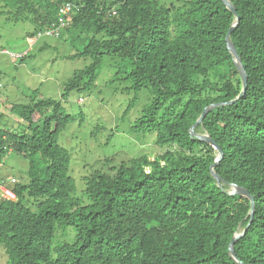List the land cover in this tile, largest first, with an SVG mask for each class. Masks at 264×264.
<instances>
[{
	"label": "trees",
	"instance_id": "obj_1",
	"mask_svg": "<svg viewBox=\"0 0 264 264\" xmlns=\"http://www.w3.org/2000/svg\"><path fill=\"white\" fill-rule=\"evenodd\" d=\"M229 1L245 91L194 128L222 151L214 167L224 181L219 187L209 169L214 148L189 128L205 106L241 89L224 41L235 16L221 0H0V15L30 23L29 35L72 4L61 36L80 44L76 55L89 62L62 95L80 83L86 88L103 56L120 58L134 91L149 93L132 129L153 132L165 147L153 159L140 155L85 176L83 204L72 195L69 153L57 143L70 120L61 98L12 103L22 123L13 127L0 113V160L6 146L22 155L27 180L11 185L15 199H0L6 264H237L228 243L248 223L250 201L229 194V183L253 198L251 221L233 243L236 258L264 264V0ZM67 226L72 240L51 246L55 230Z\"/></svg>",
	"mask_w": 264,
	"mask_h": 264
},
{
	"label": "rangeland",
	"instance_id": "obj_2",
	"mask_svg": "<svg viewBox=\"0 0 264 264\" xmlns=\"http://www.w3.org/2000/svg\"><path fill=\"white\" fill-rule=\"evenodd\" d=\"M5 13L0 15V113L16 127L22 120L10 112L12 103L61 98L62 110L70 115V120L59 132L57 143L69 153L67 173L74 180L75 198L87 203L84 177L94 170L110 171L109 167L140 155L153 159L165 150L154 143L153 132L143 134L132 129L149 93L145 89L134 91L125 78L120 58L103 56L86 88L80 83L79 88L62 95L67 80L89 62L76 55L81 45L70 42L66 35H29L30 23L7 20ZM8 53L23 57L13 61ZM6 148L8 151L0 160V176L6 183L9 179V185L26 182L27 159ZM73 237V227L57 228L51 246ZM6 261L0 245V264Z\"/></svg>",
	"mask_w": 264,
	"mask_h": 264
},
{
	"label": "water",
	"instance_id": "obj_3",
	"mask_svg": "<svg viewBox=\"0 0 264 264\" xmlns=\"http://www.w3.org/2000/svg\"><path fill=\"white\" fill-rule=\"evenodd\" d=\"M221 1L227 7V9H229L233 13V15L235 16V22L230 26V28L226 32L225 37H224V41H225L226 48H227L228 52L230 53V55L232 57V61L234 63V66H235L236 70L239 73L240 80H241V89H240V92L238 93V95L235 98H233V99H231V100H229L227 102L211 103V104L205 106L203 108V110L201 111L200 115L198 116V118L196 119V121L194 122V124L191 125L190 128H189V133H190V135L192 137L198 138V139H200L202 141H205L206 143H208L209 145H211L214 148V150H215V158H214V161L211 163L209 169H210L211 176L213 177L216 185L219 186V187L222 186L224 181L215 173L214 167L218 163V161L221 159L222 151H221L220 147L210 138V136L207 134L206 131L197 132V131L194 130V128L198 124H201L203 117L205 116V114L210 109H212L213 107H215L217 105L230 104V103L234 102L236 99H238L239 97L242 96V94L245 91V87H246V74H245L244 68L242 66V63L240 61V58H239V56L237 54V51H236V49H235V47H234V45H233V43L231 42V39H230V32L232 31L234 25L236 24V22L238 20V17H237L235 8L233 7V5L231 4V2L229 0H221ZM229 187H230V190L228 191L229 194H240V195L248 197V199L250 201V209H249L250 218H249L248 223L246 224V226L239 233H234V235L231 237V239H230V241L228 243V253H229L230 257L237 264H243L242 262H240L236 258V255H235L234 249H233V243L235 242V240L238 237H240L243 234L245 228L248 226L249 222L251 221V217H252V214H253V198L244 188L236 185L235 183H229Z\"/></svg>",
	"mask_w": 264,
	"mask_h": 264
},
{
	"label": "built area",
	"instance_id": "obj_4",
	"mask_svg": "<svg viewBox=\"0 0 264 264\" xmlns=\"http://www.w3.org/2000/svg\"><path fill=\"white\" fill-rule=\"evenodd\" d=\"M70 10V4H66L63 8L62 11L64 14H66ZM67 25V21L65 17L60 16L58 18V21L55 25H52L49 27L47 30L44 31V34L51 35V36H57L59 34V31L61 28L65 27ZM3 52H5L3 50ZM9 54V53H8ZM10 57L12 58L13 61H15L17 58H21V54H16V53H10ZM20 60V59H19ZM1 87V84H0ZM9 179H7V183L4 180L0 179V199H15V193L11 188V185H9Z\"/></svg>",
	"mask_w": 264,
	"mask_h": 264
},
{
	"label": "bare ground",
	"instance_id": "obj_5",
	"mask_svg": "<svg viewBox=\"0 0 264 264\" xmlns=\"http://www.w3.org/2000/svg\"><path fill=\"white\" fill-rule=\"evenodd\" d=\"M66 4H70V3H68V2H65L64 4H63V6H62V8L66 5ZM73 8V5L72 4H70V10L66 13V14H64L63 13V11H62V13H61V15H59V16H57L56 17V20L51 24V25H49L47 28H45V29H42V30H40L39 32H37V36L38 37H42V36H51V35H47V34H44V31L45 30H47L49 27H51L52 25H55L56 23H57V21H58V18L60 17V16H63V17H65V19H66V21H67V25L65 26V27H63V28H61L60 29V31H59V34L57 35V36H60L61 34H62V32H63V30L64 29H66L67 27H69V12L70 11H72L71 9ZM77 8V7H76ZM56 36V37H57ZM54 37V36H53ZM22 56H21V58L23 57V54H21ZM227 189H228V191L230 190V187H229V185H228V187H227ZM246 197V196H245ZM248 198V197H247ZM249 218H250V215H249ZM249 221V220H248ZM243 229V228H242ZM241 229V230H242ZM240 230V231H241ZM240 231H237V232H235V233H239ZM244 233V232H243ZM234 235V234H233Z\"/></svg>",
	"mask_w": 264,
	"mask_h": 264
}]
</instances>
